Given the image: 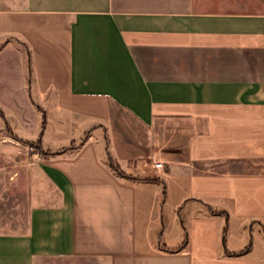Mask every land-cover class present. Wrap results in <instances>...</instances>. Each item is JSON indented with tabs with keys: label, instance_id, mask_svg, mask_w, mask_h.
Instances as JSON below:
<instances>
[{
	"label": "crops",
	"instance_id": "crops-1",
	"mask_svg": "<svg viewBox=\"0 0 264 264\" xmlns=\"http://www.w3.org/2000/svg\"><path fill=\"white\" fill-rule=\"evenodd\" d=\"M0 93L47 152L0 264H264V0H0Z\"/></svg>",
	"mask_w": 264,
	"mask_h": 264
},
{
	"label": "rangeland",
	"instance_id": "rangeland-1",
	"mask_svg": "<svg viewBox=\"0 0 264 264\" xmlns=\"http://www.w3.org/2000/svg\"><path fill=\"white\" fill-rule=\"evenodd\" d=\"M15 103L6 95L0 93V109L5 113L6 109H14ZM29 130L32 131L35 127L42 123L43 117L41 113H33L32 109L28 107ZM6 115V113H5ZM27 129V128H26ZM8 145H11L9 148ZM47 152L40 146L38 140H21L14 133L13 129L6 122L4 114L0 112V228L9 230L19 229L21 216L25 213V200L23 197L25 193V174H27V167L23 166L24 161H30L37 158L40 154ZM21 171L23 179L19 178ZM17 172L14 182H9L11 174ZM15 175V174H14ZM20 180H24L21 181ZM226 229V228H225ZM224 229V230H225ZM226 234V231L224 232ZM173 233L171 234V237ZM238 239L232 240L231 245H236ZM260 244L261 241L257 240ZM259 250L263 249L261 244ZM37 264H106L96 259H86L80 257H44Z\"/></svg>",
	"mask_w": 264,
	"mask_h": 264
},
{
	"label": "trees",
	"instance_id": "trees-1",
	"mask_svg": "<svg viewBox=\"0 0 264 264\" xmlns=\"http://www.w3.org/2000/svg\"><path fill=\"white\" fill-rule=\"evenodd\" d=\"M0 112L3 113V110L0 109ZM38 143L40 144V146H42V139L41 138L38 140ZM111 165L116 171H118L121 174H124L123 172H121L120 168L117 166V164L114 163V161L112 159H111ZM226 230H227V228L225 229V231Z\"/></svg>",
	"mask_w": 264,
	"mask_h": 264
},
{
	"label": "built area",
	"instance_id": "built-area-1",
	"mask_svg": "<svg viewBox=\"0 0 264 264\" xmlns=\"http://www.w3.org/2000/svg\"><path fill=\"white\" fill-rule=\"evenodd\" d=\"M155 166H156L157 168H162V167H163V163L158 162V163L155 164Z\"/></svg>",
	"mask_w": 264,
	"mask_h": 264
}]
</instances>
